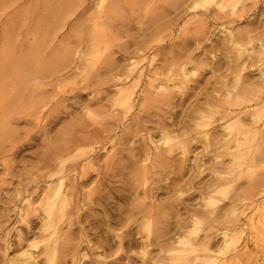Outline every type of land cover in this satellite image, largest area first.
<instances>
[{
  "label": "rangeland",
  "instance_id": "1",
  "mask_svg": "<svg viewBox=\"0 0 264 264\" xmlns=\"http://www.w3.org/2000/svg\"><path fill=\"white\" fill-rule=\"evenodd\" d=\"M220 2L0 0V264H23L26 258V264H172L169 258L183 248L174 242L179 236L200 253L208 248L209 264H264V160L241 169L237 178L228 175L231 159L219 142L235 117L214 113L206 126L199 117L220 110L222 84L231 85L239 74L245 85L257 88L264 65H250L249 56H258L264 38V0H238L233 14ZM237 55L247 67L231 71ZM106 60L117 71L100 70ZM137 62L132 79L125 80L128 66ZM62 64L68 68L50 75ZM150 65L157 73H165L162 65L182 68L184 83L168 87L173 99L186 90L191 103L188 98L173 108L156 100L142 103L147 78L136 75ZM95 68L102 72L93 78ZM117 86L132 91L126 112L114 99ZM206 96L217 100L206 104ZM192 103L201 109L193 111ZM120 112L122 119H113ZM174 119H181L178 138L185 149H175L169 164L153 172L150 154L138 149L153 147L160 137L158 122L170 126L178 123ZM131 122L138 127L125 142L122 133ZM240 123L247 120L241 117ZM94 131L103 132L104 141L75 147ZM86 155L93 162L89 179L78 186L65 216L46 224L43 189ZM49 162L63 172L47 176ZM140 166L150 170L138 174ZM142 208L154 214L143 218ZM51 210L58 212L55 206ZM147 223L164 236L147 239ZM223 231L235 237L234 250L226 251Z\"/></svg>",
  "mask_w": 264,
  "mask_h": 264
},
{
  "label": "bare ground",
  "instance_id": "2",
  "mask_svg": "<svg viewBox=\"0 0 264 264\" xmlns=\"http://www.w3.org/2000/svg\"><path fill=\"white\" fill-rule=\"evenodd\" d=\"M220 1H221L220 2L221 5L225 4L227 7H229L230 12H228V14L234 13V8H235L238 0H220ZM261 34L264 35V33H261ZM258 40H259V38H258ZM259 42L260 43L258 46V50L256 51V52H258V56H256V53H255L254 54L255 57L252 55V57L249 56L251 59L248 57L250 60L247 58L249 60L250 65H254V64H257L260 66L264 65V38H262ZM239 57L240 56L237 55L236 57H234V60L232 59L233 60L232 65L228 64L229 67H231V68H229V69H231V71L232 70L234 71L237 68V66H239V70H243V69H245V67H247L246 66L247 64H243V62L239 63V60H238ZM133 63L135 64L136 62H133ZM133 63H131V66H128L129 67L128 70L125 69V70H127L126 74L124 75L125 80L126 79L128 80L129 78H131L134 74L132 72L133 71L135 72L134 69H137L136 67H138L137 66L138 62L136 65H134ZM116 65H117V63H116ZM68 66H70V65H68ZM162 66H166V65H162ZM162 66H161V69H163V72H165V73H162V70L160 71L161 73L160 72L157 73V71H158L157 66H151V68L147 67L146 69H143L139 66L141 69L139 68V70L137 71L136 77L140 78V76H146V78H147L144 81V87H143L144 90H146L147 92L146 93L143 92V94L140 95L139 99L142 101V103H147V102L149 103V102H152V100L153 101L156 100L160 103V105H165L167 107L173 108V106L175 104L177 106H180L181 103H183L185 101V99H187L189 97V93L185 90L182 93V98L173 99V98H175L174 97L175 93H173L174 91H172V89H169L168 86L169 85L174 86L175 83H176V85H178L179 83H184V80L186 79V72L180 67H174V66L170 67L171 65L170 66L167 65L165 68L164 67L162 68ZM66 67H67L66 64L65 65L62 64L59 67H55L50 75L59 74V72L64 71L66 69ZM99 68H100V70L102 69L104 73H106L108 71L110 72L112 70L114 71L116 69L113 61H108V60H106V62H104V64L101 65ZM118 68H119V66H118ZM142 69L144 71H142ZM227 69H228V67H227ZM95 70H97V73L95 72L96 74L93 78L97 77L99 74L101 75V72H102V71H99L98 68L97 69L95 68ZM115 71H117V69ZM260 71L262 73L259 74V78H258V80H256V83H255L257 88H252V87H250L251 85L250 86L245 85L244 84L245 82L243 83V80L239 79V75H240L239 74L236 77V79L234 81H232L233 83L231 85H228L227 82H226V84H224V83L222 84L221 87H225V88H224V99H223V102H221V104H220V110L210 111V113L207 116H205V114L199 115L200 120H201L200 125H202V126H206V125L210 124V122L206 118L212 117V115L214 113H219V114L221 113L220 118L235 117V121L233 123L234 125L233 124H226L227 132L225 135V139L221 143L219 142V146L223 147V149L226 150L225 154L228 155L231 159V163L227 167L226 173L228 175H232L235 178L239 177V173H240L241 169H244V168L250 169V168L254 167L255 165L256 166L259 165L257 163L258 161L264 160V146H262V143H264V139H262V137H264V136H262V135H264V134H262V133H264V67H262ZM156 74L157 75L162 74L163 76L156 77ZM54 79H56V77ZM141 79H142V77H141ZM94 80H96V79H94ZM122 80H123V77H122ZM133 80H134V78H133ZM86 81L89 82L88 80H86ZM154 81H156V82L154 83ZM86 85H87V83H86ZM115 94L116 95H115L114 99L116 101V104L119 105L120 107H123L121 112H126L127 110H129V108H131V106L133 105V101H134L130 87L117 86V89L115 90ZM189 98H188V101H189ZM212 98L214 100H217V98H215L214 96L213 97L212 96L211 97L206 96L205 97V103L206 104L212 103L211 102ZM219 101H220V99H219ZM191 108L193 111H196L199 108L201 109V107L196 103H192ZM31 112H30V114H31ZM35 112H37V111H35ZM121 112L113 115V119L121 120L123 117ZM186 114H188V113H186ZM241 117L243 118V120H245V121L247 120V124L240 123ZM174 120H178L177 121L178 123H175L174 121L172 123V120H171L172 124H170V126L165 121H162V120L159 121L158 120L159 121L158 126L156 125L157 129L160 131V137H159L158 141H156V143L153 145V147L151 146L150 149H148V147H142V148L138 149L139 151L142 150L143 152L150 154L151 165H152V166L151 165L150 166L153 169V172H154V169H156V167H161L163 165L167 166V163L169 164V162H167V161H169L168 159H170L169 157H171V155H172L171 153H173V151L175 149H180L181 151H184V149H185V140L178 138L180 134L182 135V133H180V130H182V127L180 126L181 119L180 120L174 119ZM189 126L187 127L185 125L184 127H185V129L191 130ZM137 127H138V122H131L128 125L127 131L122 133L123 141L126 142L127 141V138H126L127 135L130 134L131 131L133 129H136ZM102 130L104 131L105 129H102ZM106 131H108V130H105V132ZM96 133H97V131L91 132L87 137L80 139L77 142L75 147L77 148V146L79 147V146L86 145V144L98 143L101 140H103V138H104L103 132H100L99 135L98 134L96 135ZM204 134L206 135L207 133L204 132ZM2 140H4V139H2ZM215 143H217V142H215ZM70 150L71 149H69V151ZM214 150H216V149H214ZM91 151L93 152V154H91V155H93V157L99 156V153L97 151H94L93 149ZM87 157H89V156L86 155V157H85L86 161L85 162L74 163V164H70V165L66 166L65 169L67 170V172H65V174H63V175H58L55 183L54 182L49 183L46 186V188L43 189L41 201H44L45 203H47L48 207H49V210H48V207H47V210L46 209L43 210V216H44V220H45L46 224L51 225V224H53V222H56V219L59 220L65 216L64 210L66 209L67 204L69 202L73 201V198L75 197V195L77 194V191L79 190L78 186L83 185L89 179L90 168H92L93 162H92V159L90 160ZM105 161H108V160H105ZM262 163H264V162H262ZM48 164H49V174H47V176L57 175L59 172H61V171L63 172V170H61L58 167H57V169H54L53 168L55 166L54 163L49 162ZM165 166H163V167H165ZM148 167L140 166L139 169L137 170L138 174L145 175L150 170ZM243 172H244V170H243ZM244 173H246V172H244ZM261 174H264V173H261ZM262 178H264V177H262ZM257 179H258V184H259V180H262V179L261 178L259 179V175H258V178L256 176V180ZM230 180L231 179L226 178V182H229ZM253 181H254V179H253ZM174 182H175V180H172V183L176 184V182L175 183ZM210 182H212V181H210ZM262 182H264V180H262ZM253 183L251 185H253ZM66 184H67V186H66ZM143 185H145L144 182H143ZM206 186H208V185H206ZM254 187H257V186H254ZM250 188H253V186H251ZM142 189H144V188H142ZM146 190L144 189V192ZM211 190H212V188H210V191ZM245 192H247V191H245ZM146 193L147 192H145L144 194H146ZM31 194H33L34 196L38 195V188L33 189ZM123 196L126 198L125 195H123ZM209 197L210 196H208V198ZM207 199H206V201H207ZM208 200H209V202H212L210 200V198ZM29 205H30V202L27 201V205L25 208L26 213H28L30 210V208L28 207ZM53 206H55L57 208V211H58L57 213L51 212L52 211L51 209L53 208ZM145 206L143 208H145ZM157 206L158 205H156V208H159V206L158 207ZM163 207H165V206H163ZM143 208L139 211V213L141 214V217L149 219L151 217V214L153 213L152 209L151 208L143 209ZM192 215H193V212H190V214L188 216H190V218H191V217H193ZM262 215H264V214H262ZM262 217H264V216H262ZM182 224L183 223L180 220H177V226L178 227H181ZM260 224H261L260 226H264V220H262V222L260 220ZM260 226H259V229L261 228ZM145 229H147V231H146V238L147 239L152 238V239L156 240V239H161L162 236H164V234L161 232L155 233L154 231H152V228L149 227V223H147V227L145 226ZM255 232H256V229H255ZM221 236H223L225 239L224 240V242H225L224 246L226 247V251L234 250V248L232 246H234L235 237L232 235H228L224 231L222 232ZM174 242L177 245H182L183 248L177 249L178 253L175 254V257L169 258V260L172 264H209V261L207 260V256H206V251L208 250V248H203L202 250H200L201 251V253H200L198 249L194 248L195 245L193 247H191V245H193V244H191V242H189V239L185 238V236H179L178 239L174 240ZM262 243H264V240H262ZM262 243H260V248L262 249V251H264V244H262ZM25 254L22 253L21 257L24 256ZM29 255L30 254H28L27 257H30ZM25 256L23 257V259L25 258ZM234 256L235 257L238 256L237 252L234 253ZM17 257H15V258H17ZM19 258H20V256L17 259H19ZM17 259H15V260L17 261ZM28 259L26 258V260H23L22 263L23 262L25 263V261L27 263ZM20 264H21V262H20ZM153 264H158V263L153 261Z\"/></svg>",
  "mask_w": 264,
  "mask_h": 264
}]
</instances>
